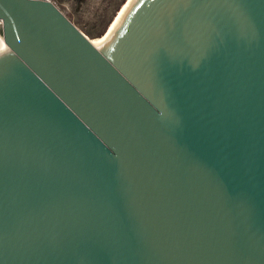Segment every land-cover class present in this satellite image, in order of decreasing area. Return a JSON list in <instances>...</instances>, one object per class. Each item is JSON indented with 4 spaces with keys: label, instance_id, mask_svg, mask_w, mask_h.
Listing matches in <instances>:
<instances>
[{
    "label": "water",
    "instance_id": "obj_1",
    "mask_svg": "<svg viewBox=\"0 0 264 264\" xmlns=\"http://www.w3.org/2000/svg\"><path fill=\"white\" fill-rule=\"evenodd\" d=\"M0 21V264H264V0Z\"/></svg>",
    "mask_w": 264,
    "mask_h": 264
},
{
    "label": "rangeland",
    "instance_id": "obj_2",
    "mask_svg": "<svg viewBox=\"0 0 264 264\" xmlns=\"http://www.w3.org/2000/svg\"><path fill=\"white\" fill-rule=\"evenodd\" d=\"M90 40H98L125 0H51ZM1 26V21H0Z\"/></svg>",
    "mask_w": 264,
    "mask_h": 264
},
{
    "label": "bare ground",
    "instance_id": "obj_3",
    "mask_svg": "<svg viewBox=\"0 0 264 264\" xmlns=\"http://www.w3.org/2000/svg\"><path fill=\"white\" fill-rule=\"evenodd\" d=\"M127 2V0H125L123 2V4L120 6V8L118 9L117 13L115 14L114 18L111 20V22L109 23L107 29L105 30V32L103 33V35L98 39V40H90L95 46L99 43V41L102 39V37L105 35V33L107 32V30L109 29L110 25L112 24V22L114 21V19L116 18V16L118 15V13L120 12V10L123 8V6L125 5V3ZM0 39L7 45V43L4 40L3 35L0 32ZM8 46V45H7ZM97 47V46H96Z\"/></svg>",
    "mask_w": 264,
    "mask_h": 264
}]
</instances>
